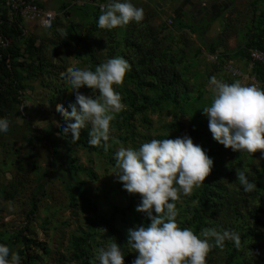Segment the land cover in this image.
Masks as SVG:
<instances>
[{
    "label": "rangeland",
    "instance_id": "1",
    "mask_svg": "<svg viewBox=\"0 0 264 264\" xmlns=\"http://www.w3.org/2000/svg\"><path fill=\"white\" fill-rule=\"evenodd\" d=\"M106 2L42 0L55 15L49 28L0 22L4 50L11 54L7 74L0 75V118L9 121L8 132L0 133V244L20 257L17 238L25 237L43 247L37 252L41 264H81L75 239L89 234V261L98 264V249L114 239L90 221L127 208L132 197L113 174L115 151L188 135L213 160L205 177L210 195L203 229L236 231L241 241L239 248L231 241L222 249L213 247L206 264H226L230 256L231 264H264V158L260 150L233 152L216 142L202 110L213 96L210 78L227 82L208 56L217 52L232 58L250 75L243 52L250 37L264 31V0H131L143 8V20L112 30L97 27L99 6ZM4 12L0 0V17ZM117 56L130 66L123 82L113 85L124 107L111 122L108 150L91 152L61 134L66 124L57 109L70 111L75 103L62 74L71 67L94 70ZM79 91L98 96L86 86ZM88 134V128L81 129L80 136ZM237 170L245 171L255 190H242ZM201 185L176 201L180 228L193 231ZM115 219L127 239L128 229L144 225L134 207ZM136 256L127 243L124 264Z\"/></svg>",
    "mask_w": 264,
    "mask_h": 264
},
{
    "label": "clouds",
    "instance_id": "2",
    "mask_svg": "<svg viewBox=\"0 0 264 264\" xmlns=\"http://www.w3.org/2000/svg\"><path fill=\"white\" fill-rule=\"evenodd\" d=\"M144 18L143 8L131 0H109L101 6L97 27L112 30L130 22L139 23ZM45 27H50L44 21ZM128 61L122 56L112 57L95 67H71L62 78L75 93V103L68 111L58 107L66 126L62 135L71 134L75 143L81 129L88 128V144L103 146L107 151L111 122L124 105L113 85L123 82L129 70ZM213 96L210 106L203 107L212 138L233 152L253 154L261 151L264 158V89L243 85L239 81L227 84L210 78ZM98 92L86 96L82 87ZM74 121V122H72ZM9 121L0 118V133H7ZM119 143V141H113ZM115 171L118 182L129 194H139L136 211L147 215L150 223L128 229V244L137 253L132 264H206V257L213 247L223 248L225 241L240 247L239 233L232 230L202 229L197 236L190 228H180L176 222V201L180 195H189L199 187L213 167V160L201 146L195 145L188 135L175 139H151L138 149L120 147L115 151ZM237 181L244 192L255 190L244 170H237ZM155 213V214H153ZM0 244V264H21L18 254ZM98 264H124L120 246L112 243L98 249Z\"/></svg>",
    "mask_w": 264,
    "mask_h": 264
},
{
    "label": "trees",
    "instance_id": "3",
    "mask_svg": "<svg viewBox=\"0 0 264 264\" xmlns=\"http://www.w3.org/2000/svg\"><path fill=\"white\" fill-rule=\"evenodd\" d=\"M5 15V12H4ZM0 22H6L7 24L10 25H16L18 26L20 23V20H16L15 22H10L6 18V16H1L0 17ZM1 25V24H0ZM0 35H3V30L2 26H0ZM251 48H256L260 51L264 52V31H261L257 35H253L250 37L248 42L246 43L243 55H245V59L248 60V50ZM0 49V55L2 58L0 59V75L5 77V74H7V67L9 66V58H11L10 51L8 49L4 50ZM226 59L233 60L232 58H229L227 56H222ZM5 60H8L7 62ZM215 70V68H214ZM251 74L255 77V79L262 85L264 86V66L256 64L253 66L251 70ZM130 77L132 74H128ZM210 76V75H209ZM133 77V76H132ZM229 84H232L231 82H228ZM0 84H3V81L0 82ZM1 90V89H0ZM2 92H0V111L1 109V104L3 103L4 99L2 98ZM68 140L71 141V134L68 136H64ZM166 139L164 137H160L157 140H163ZM77 146H81L88 151L94 152L97 151L98 149L102 148L103 146H90L88 144V136L82 137L80 136L79 140L74 143ZM73 167V165H72ZM208 181L204 180L201 189L198 195V207L193 210V216H192V221L191 225H194L193 227V232L196 234L198 231L202 230L204 227L203 220L206 215V205H207V199L210 195V190L208 186ZM197 197V196H195ZM140 195L139 194H132L131 197V202L129 206L125 209H113L111 214L107 217H102L99 218L96 221H90L91 225H100L102 229L110 235L116 243L120 246L123 254L126 251V246L128 243V239L125 238L116 228L115 221H116V215L120 214L121 216H125L126 212L128 209H131L134 207L136 209L137 205L140 203ZM144 216V225L147 226V224L150 223V220L148 219L147 215L144 213H141ZM252 235V232L250 233ZM91 236L89 234H86L84 237H78L75 239V251L77 253V257L79 260H81V264H92L90 263L89 259L90 257V252H89V247L92 245L93 241L90 240ZM17 240H19L22 244V248L19 251L20 254V259H21V264H41V258L38 255V251H42L43 247H40L38 243H36L34 240L25 238V237H18ZM226 264H231V256L228 258Z\"/></svg>",
    "mask_w": 264,
    "mask_h": 264
},
{
    "label": "built area",
    "instance_id": "4",
    "mask_svg": "<svg viewBox=\"0 0 264 264\" xmlns=\"http://www.w3.org/2000/svg\"><path fill=\"white\" fill-rule=\"evenodd\" d=\"M107 3L108 2L101 4L99 6V10L101 11V6L106 5ZM2 4L6 12V18L10 22L22 20L26 22H34L42 28H49L44 26V21H48L51 26L55 20V15L43 8L40 5V0H2ZM4 48H6V43L0 37V49ZM208 59L215 68L216 73L222 72L227 77V82L224 83L229 84L228 82L231 81L246 79L249 81L250 85L255 84L264 89V86H262L251 74V70L254 65L259 64L264 66L263 51H260L256 48H251L248 50L247 68L250 75H244L233 60L226 58L223 59L222 56H220L217 52H214L208 56ZM216 79L221 81L218 77ZM210 86L213 88L212 85Z\"/></svg>",
    "mask_w": 264,
    "mask_h": 264
},
{
    "label": "crops",
    "instance_id": "5",
    "mask_svg": "<svg viewBox=\"0 0 264 264\" xmlns=\"http://www.w3.org/2000/svg\"><path fill=\"white\" fill-rule=\"evenodd\" d=\"M40 2H42V0H40ZM41 5V4H40ZM43 7V6H42Z\"/></svg>",
    "mask_w": 264,
    "mask_h": 264
}]
</instances>
